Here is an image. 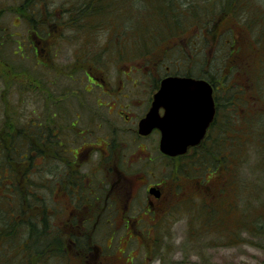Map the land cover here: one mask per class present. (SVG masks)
<instances>
[{"label": "flooded vegetation", "instance_id": "obj_1", "mask_svg": "<svg viewBox=\"0 0 264 264\" xmlns=\"http://www.w3.org/2000/svg\"><path fill=\"white\" fill-rule=\"evenodd\" d=\"M6 14L12 16V26L0 21V140L10 137L26 142L29 150L14 149L31 153L32 177L38 175L42 162L52 166L47 182L26 184L37 205H48L51 236L53 219L64 220L70 228L71 222L76 227L81 222L84 225L79 228L86 225V230L94 222L85 234L62 230L73 247L67 249L65 264H147L149 257L140 260L128 249L134 234L138 240L142 233L131 229V234L127 231L121 237L124 242L117 240L123 251L114 247L117 217L127 228L132 220L139 223L169 215L187 200L188 192L192 200L209 194L208 167L195 166L202 153H209V127L201 144L177 157L160 151V130L146 136L139 133V124L151 110L163 80L189 77L209 82L208 76L196 74L197 30L188 27L152 53L144 42L141 52L135 53L133 35L118 36V22L87 20L86 0H60L57 5L53 0H12V4L3 0L0 19ZM130 21L127 17L123 28ZM106 31L112 35H105ZM218 91L214 86L216 110ZM72 98L85 108L70 103ZM159 114L164 115V108ZM113 123H122L129 139H118ZM103 125L109 127L104 134L100 132ZM95 153L105 154L100 161L110 160L112 153H133L132 163L149 165L153 153H160L175 164L169 179L148 182L142 173L132 181L127 169L131 166L125 160V167L104 166L107 170L102 171L100 166L86 165L87 161L96 165ZM100 172L111 173L110 180L98 181ZM113 174L118 177L115 181ZM110 207L117 212L116 219ZM101 220L115 222L103 246L91 237ZM54 254L52 245L46 255L55 259Z\"/></svg>", "mask_w": 264, "mask_h": 264}, {"label": "rangeland", "instance_id": "obj_2", "mask_svg": "<svg viewBox=\"0 0 264 264\" xmlns=\"http://www.w3.org/2000/svg\"><path fill=\"white\" fill-rule=\"evenodd\" d=\"M1 1L3 0H0V2ZM5 1L8 4H12V0ZM58 1L60 2V0H53L54 5H57ZM137 1L139 2V0ZM230 1L231 0H179L177 6L182 13L180 20H172L170 26H182L181 30H178L176 33H182L188 27L197 30L199 35V51L197 56L198 63L196 74L202 76L206 75L208 78L210 76L212 79L217 73H219V71L228 74L229 69L226 67L228 60H226V58L228 57L229 51L226 41L229 40L230 36L237 35V32H241V46L244 48L245 52L242 51L241 54H239L240 59L238 60H241L242 64L239 67V72H236L238 69H234L233 73L226 77V79H228L227 82L234 85L239 81L242 83V86L253 84L257 78L260 82H263L264 51L256 50L253 54H249L250 49L253 47L252 39L255 37L252 29L246 26L240 27L237 25L234 18H228L226 19L228 21H224L221 17L224 15V9L228 10V8H230ZM87 2L97 3L98 0H86V3ZM141 2L140 5H134L133 0L116 1L114 7L116 12H114L115 14L113 13L111 18L119 24L117 30L118 36L124 37L126 33H131L133 35L135 53L141 52L145 37L149 40V49L152 53L154 49L159 47V45L170 39L167 38L170 32L166 30V33L164 31L160 32L161 34H166L165 37H162L163 41H160V38L155 37L154 32L152 33V30H149L148 26L151 27V25L147 20L148 12L143 7L147 5L148 8H150V5L154 3V0H141ZM213 4L216 5V8L214 13H210L209 9L215 7ZM191 6L192 8H190ZM241 6L244 7L243 9L236 10L238 11L237 14L239 13V10L250 13V16L253 19L251 25L256 28V35L259 41H262L260 45H264V0H242ZM142 9H144V12L141 11ZM189 11H192V13ZM227 14H225L224 17H227ZM199 15L208 20V22H206L207 27L203 22L197 24V28L191 26V19L197 18ZM127 17H130L131 21L123 28V24L127 22ZM260 17L262 19H260ZM109 18V14H96L91 17L90 20L108 21ZM1 20L12 26V16L9 17L6 14L0 19V21ZM207 29L209 31L208 33ZM104 34L112 35L110 31H106ZM216 34L219 36L216 37ZM128 37L131 39V36ZM155 51L156 50H154V52ZM140 56L142 55H139V57ZM249 57L250 59H248ZM120 65L124 64L120 63ZM114 69L115 68L112 70ZM249 99L251 101L253 100L250 97ZM71 101L74 103L78 102L82 108H85V105H82L79 100L72 98L69 102L71 103ZM262 101L261 98H256V103L260 106L262 105ZM254 108L255 110H260L256 104L254 105ZM103 113H105L104 109ZM83 114L85 118H87L89 110L87 109ZM113 125V130H115L114 134L118 139H129L127 133L123 132L125 128L122 123H113ZM102 127L103 128L100 132L104 134L108 131L109 127L104 125ZM263 128L264 126L261 124L259 131ZM258 149L255 145H249L248 148L246 146L242 152L243 159L241 160L238 173L239 179L242 181L241 184H239L243 189L241 197L235 198V192L232 190H230V198L228 195L223 199L218 196L214 197L213 192L216 191V186L220 185L221 179L209 177V183L211 182L213 183V186H215L213 190L209 191V194L200 199L192 200L189 196L192 197L193 194L188 192V197H186L187 200L181 202L180 205L173 207L169 215L162 219H148L140 221L139 223H135L132 220L127 225V228H125V225H121L120 223L121 216L117 217L115 209L110 207V213L115 219L117 217L118 220V222H116L118 225V227L116 225L118 236L114 237V247L116 248L119 246L121 251H123L124 247L119 245L117 240L118 238L123 237L127 231L131 234L130 230L133 229L136 232L138 231V234L142 233L144 236L143 238L139 237L137 240L135 238L137 234H134V238L128 245L129 252H132V256L138 255L140 260L144 258L147 260V257H149L150 260H148L147 264H264V160L260 149ZM99 154H94V162L96 165L88 161L86 162V165L100 166L99 169L102 171L107 170V167L104 169V166L124 165L125 167L127 165L124 164L125 160L130 164L128 166H131L127 167V169L130 172L129 175L132 181L136 180V177L142 175V173L147 175L148 182H157L161 178L169 179L175 164L172 159L168 157L163 158L160 153L159 155L153 153V161L150 162V165L149 163H142V161L132 163L133 157L131 158V156L133 153H112V158L110 160L108 159V161L104 158L100 161L99 158L104 157L105 154ZM94 156H92V159ZM40 165L42 166L38 170V175H34L32 180L47 182V179L50 178L49 174L52 171V166L49 161L45 163L42 162ZM14 168L17 172H19V170H21V173L23 172V169L20 168L18 163L14 164ZM190 170L192 171V169ZM110 174L111 173L106 172V175H104L103 172H100L98 173L97 178H95L98 181H104L105 178H107L109 181ZM18 177L20 180V175H18ZM117 178V175H112V181H115ZM245 184L251 186V190L257 191L256 195L254 194L255 197H252V194L250 193L251 190L246 191V187H244ZM20 186L23 185L20 184ZM235 188L232 189L235 190ZM246 192H249L247 196ZM21 197L26 200L28 199L26 191L23 189H21ZM234 203L236 205L235 209L232 208V204ZM23 206L24 204L19 206V210L22 209ZM209 207H211V209L217 208L218 216L216 223L212 222L209 224ZM47 208L48 205H39L36 208L38 216L36 228L44 230L45 232L50 225ZM230 208L233 209V212H227ZM15 209L18 211V206H15ZM245 221L249 222V228L237 232L238 223L242 224ZM252 221L253 223H257L258 226L256 227L251 223ZM52 223L54 233H52L53 236L50 235V240L47 238V242L49 247L52 245L54 246L55 259H48L46 252L43 253L45 247L38 244L35 245V247L39 249V251H37L38 253L30 250L25 255L24 253L16 255V247L13 245V239H11L8 242L12 245L6 250H0V264H8V261L10 264H65L67 249H69V251H72L73 249L72 246V248L69 247V240H67L65 235L66 230H73L75 232L81 230L82 233L85 234L86 231L92 229L94 224V222H92L91 226L86 230V225L85 228H79L80 225H84L81 222L77 223V227L76 223L71 222L73 228L67 226V223L64 220L59 221L53 219L51 224ZM8 224L9 223L6 221L3 222V225ZM114 225V221L108 222V224L103 220L99 221L95 229L96 232L91 236L92 240L96 241L98 245L103 246L107 238L106 236H108V232L113 229ZM48 234V232L43 233L42 236L44 237L47 235L48 237ZM83 234L79 233L78 235L80 236ZM236 235L239 238H236ZM24 237H27V234ZM24 237H19L18 241L25 242L26 238ZM121 242H124L123 238H121ZM9 258H11V260H9Z\"/></svg>", "mask_w": 264, "mask_h": 264}, {"label": "trees", "instance_id": "obj_3", "mask_svg": "<svg viewBox=\"0 0 264 264\" xmlns=\"http://www.w3.org/2000/svg\"><path fill=\"white\" fill-rule=\"evenodd\" d=\"M98 1H100L101 4L98 2L86 3L87 20L96 14H109V20L103 22L112 21L111 17L113 13L116 12L114 7L118 0ZM241 2L242 0H231L230 8H228V10L224 9V15L219 16H221L224 21H228L226 20L228 18H234L237 25L240 27L246 26L252 29L255 37L252 39L253 47L250 49L249 54H253L256 50L264 51V45H260L262 41H259L257 38V30L251 25L253 19L250 13L239 10L237 14L238 11L236 10L243 9L244 7L241 6ZM141 3V0H139V2L133 0L134 5H140ZM178 3L179 0H154L150 8H148L147 5L143 6L148 12L147 20L151 25V27L148 26L149 30L151 29L152 33L154 32L155 37H165L166 31L170 32L167 38L174 37L177 34L176 32L181 30V25H175L174 27L170 26L172 20H180L182 13L177 6ZM214 6L215 7L209 9L210 13H214L216 5ZM190 8H192V6ZM144 9L141 11L144 12ZM189 12L192 13V11ZM225 14L228 16L226 15L227 17H224ZM260 19L262 18L260 17ZM200 22H203L207 27L206 22H208V20L201 17V15L197 16V18H192L190 24L197 28V24ZM162 31L165 33L161 34L160 32ZM240 35L241 32H237V35L230 36L229 40L226 41L229 51L228 57L226 58V60H228V64L226 65L229 69L228 74L219 71L213 79L209 76V82L219 87L217 95L218 110L216 119L209 132V153H202L198 162L195 163L196 167H208L209 177L221 179L220 185L216 186V191L213 192L214 197L218 196L221 199L226 195L230 198V190L235 192V198L242 196L243 189L239 186L242 181L239 179L238 173L241 160L243 159L242 152L246 146L248 148L249 145H255L257 149L259 148L264 160V128L259 131L260 125L262 124L264 126V80L260 82L257 78L253 84L242 86V83L239 81L232 85L228 83V79H226L228 75L233 73L234 69H238L236 72L240 71L239 67L242 62L239 60L240 63H237L236 60L240 59L239 54H241L242 51L245 52L244 48L241 46L242 38ZM218 36L219 35L216 34V37ZM144 41L149 44L147 37L144 38ZM248 59H250V57ZM249 97L253 100L251 101ZM256 98H261L263 100L261 106L256 103ZM255 104L260 110H255ZM3 144L6 145V151L2 148ZM20 146L22 150L28 149L24 141H13L10 137H7L5 141H3V139L0 140V250H6L10 247L12 244H9L8 241L13 239L12 242H14L13 245L16 247V255L19 253H24L25 255L30 250L35 252L39 251V249L35 247L37 244L43 245L45 247L43 253L46 252L47 254L49 247L47 238L50 240V234H48V237L47 235L43 237L42 234L49 232L50 225L46 232L36 228L38 222L36 208L39 205H37L36 200L32 198L30 194L31 189L26 185L33 181L32 157L31 153H16L14 148L17 147V150H19ZM205 146L204 149L206 148ZM17 163L20 165V168L23 169L22 173L20 172L21 170H19V172L15 170L14 164ZM18 175L21 177L20 180ZM19 183H25V185L19 186ZM214 187L213 183L210 182L209 191L213 190ZM231 187L236 188L233 190ZM244 187H246V191L251 190V186L245 184ZM21 189L26 191V195L28 196L27 200L21 197ZM256 192L255 190L250 191L252 197H255ZM246 193L247 196L249 192ZM23 204V208L19 210V206ZM15 206H18V211L15 209ZM232 206V208L235 209V203L232 204ZM232 208L228 209L227 212H233ZM217 216V208L211 209V207H209V224L212 222L216 223ZM5 221L9 224L3 225ZM251 223H253V221ZM253 224L256 227L258 226L257 223ZM245 228H249L248 221L242 224L238 223V229L236 231L238 232ZM26 234L27 237H24ZM19 237L26 238L25 242L18 241ZM235 237L239 238L237 235ZM9 260H11V258H9ZM8 264H10L9 261Z\"/></svg>", "mask_w": 264, "mask_h": 264}, {"label": "water", "instance_id": "obj_4", "mask_svg": "<svg viewBox=\"0 0 264 264\" xmlns=\"http://www.w3.org/2000/svg\"><path fill=\"white\" fill-rule=\"evenodd\" d=\"M164 108V115L159 109ZM213 87L204 80L169 77L162 81L151 110L139 124L142 135L161 131L160 149L169 156L185 154L198 145L213 122Z\"/></svg>", "mask_w": 264, "mask_h": 264}]
</instances>
